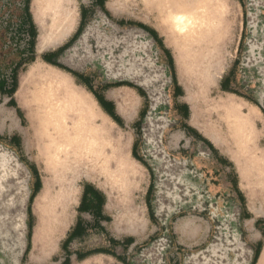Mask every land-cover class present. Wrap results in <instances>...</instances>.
Instances as JSON below:
<instances>
[{
  "label": "rangeland",
  "instance_id": "374dc122",
  "mask_svg": "<svg viewBox=\"0 0 264 264\" xmlns=\"http://www.w3.org/2000/svg\"><path fill=\"white\" fill-rule=\"evenodd\" d=\"M23 1L0 0V185L18 216L28 197L21 264H264V0H103L109 17L29 0L34 37L8 19ZM34 6L50 40L59 9L73 20L40 51ZM196 6L210 30L187 39L170 16ZM85 10L55 58L79 78L44 56Z\"/></svg>",
  "mask_w": 264,
  "mask_h": 264
},
{
  "label": "bare ground",
  "instance_id": "6f19581e",
  "mask_svg": "<svg viewBox=\"0 0 264 264\" xmlns=\"http://www.w3.org/2000/svg\"><path fill=\"white\" fill-rule=\"evenodd\" d=\"M33 5H34V2H33ZM113 11H116V10L113 9ZM49 12L50 13L52 12L51 8ZM57 13L60 14L61 18L56 23L54 21L52 25H57V23L64 24V32L62 33L61 38L53 41V40H50L51 36L55 33L53 27L46 28V25L40 20L38 13L35 11V6H34L33 18H34L35 26L37 27V32H38L37 40H36V50L40 51L46 48L53 47L60 40H62L64 37H66L69 34L73 20L71 19L68 21L66 20V16L67 14H69L68 7L66 9L64 8L59 9ZM64 14H66L65 17H63ZM170 18L173 21V30L180 36L182 35V37L187 38V39L192 37L199 30L202 33H208L210 30V23L208 22L209 20L200 10H198V6H196L191 11H189L188 14L180 13V12H177V13L172 12ZM196 20L199 21V24L197 25L195 24ZM162 41L164 45L168 47V44L166 43V41L165 42L164 40ZM77 100L80 104L83 105L84 100L82 97L78 96ZM86 103L89 104V102L87 101ZM11 123H12V126H16L18 122L15 119H11ZM57 149H58L57 150V153H58L61 149V143L57 146ZM55 157L57 158V154L55 155ZM249 224H247L246 227H248V229L249 228L251 229V226H250L251 224L250 225ZM249 233H250V237L254 235V232L252 231Z\"/></svg>",
  "mask_w": 264,
  "mask_h": 264
},
{
  "label": "water",
  "instance_id": "95a60500",
  "mask_svg": "<svg viewBox=\"0 0 264 264\" xmlns=\"http://www.w3.org/2000/svg\"><path fill=\"white\" fill-rule=\"evenodd\" d=\"M264 97V95H262ZM260 107L263 108L260 101H258ZM6 179V176H5ZM1 181V180H0ZM4 179L0 182L3 183ZM7 189L5 186L0 185V264H21V259L25 253L26 249V237H25V228L27 226L26 221L24 222V216L27 214L26 212V203L28 201V197L24 196V199L20 202V212L17 213L14 211L15 209V200L13 198H9L8 201L4 200L2 197L6 193ZM13 209L14 215L10 213V210ZM17 216L22 226L19 229L20 234L17 239L14 236V231L17 228H14L13 225L16 223ZM9 225V229L7 227ZM17 241L19 242L17 246Z\"/></svg>",
  "mask_w": 264,
  "mask_h": 264
},
{
  "label": "trees",
  "instance_id": "16d2710c",
  "mask_svg": "<svg viewBox=\"0 0 264 264\" xmlns=\"http://www.w3.org/2000/svg\"><path fill=\"white\" fill-rule=\"evenodd\" d=\"M28 2L29 0H24L23 1V5L20 7H14V6H10L11 8V11L13 12L11 15H9V20H18L20 22H26L28 23V29H29V32L31 34L32 37L35 36V31L33 29V25H32V21H31V15L29 13V10H28ZM97 2V5L99 7H101V11L107 16L109 17V14L102 9V5H103V0H96ZM14 5V4H13ZM87 15H88V11H83L82 15H81V22H80V27L79 29L77 30L76 34L72 37V39L67 43L65 44L63 47H61L60 49L50 53V54H47L44 56V60L49 63V64H52V65H56V66H60V67H63V69H67L69 72H71L75 77H81L82 75L77 72V71H74V70H71V69H68L67 67H64L60 64H58L56 61H55V58L58 57L62 52H64L79 36V34L81 33L82 31V27L84 26L86 20H87ZM140 27H143L142 25H138ZM150 34L153 36V38L156 40L158 46L165 52V54L167 55V57L170 59V55L168 53V51L166 49H164L163 47V44L161 41H158L157 40V36H156V33L154 31H150ZM228 79H224L222 84H221V90L222 91H229V87H228ZM126 85H131V84H128V83H125ZM92 92V91H91ZM93 95L95 96L99 106L103 109V111H105L115 122H118V119L113 111V105L112 103L108 102V101H105L101 96L97 95L96 93L92 92ZM176 93V91L174 92V94ZM261 110L263 111L264 108L260 107ZM144 114V112L142 113ZM193 131V130H192ZM195 132V131H193ZM201 138V137H200ZM204 144L207 143V141L203 138L200 139ZM209 144V143H207ZM211 146V145H209ZM135 151H136V146L133 147V155H135ZM79 227L80 225L77 224L75 226V228L72 230L71 232V235L70 237L74 236L75 234H77L79 232ZM70 240V238L68 239ZM67 240V241H68ZM128 242H131V240L129 239ZM99 252H102L103 250H97ZM257 255V252H255V255H254V259ZM253 259V260H254Z\"/></svg>",
  "mask_w": 264,
  "mask_h": 264
},
{
  "label": "crops",
  "instance_id": "0c3cea01",
  "mask_svg": "<svg viewBox=\"0 0 264 264\" xmlns=\"http://www.w3.org/2000/svg\"><path fill=\"white\" fill-rule=\"evenodd\" d=\"M88 186H90V185H88ZM87 188H89V193L87 192V194L85 195L86 197H91V198H95V199H100V197H101V192L99 191V190H97V189H94V188H91V190H90V187H87Z\"/></svg>",
  "mask_w": 264,
  "mask_h": 264
}]
</instances>
